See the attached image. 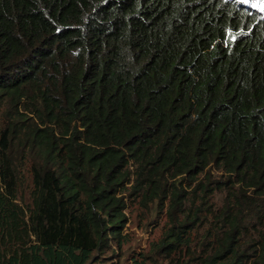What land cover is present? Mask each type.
I'll return each instance as SVG.
<instances>
[{"label":"trees","instance_id":"obj_1","mask_svg":"<svg viewBox=\"0 0 264 264\" xmlns=\"http://www.w3.org/2000/svg\"><path fill=\"white\" fill-rule=\"evenodd\" d=\"M264 264V0H0V264Z\"/></svg>","mask_w":264,"mask_h":264},{"label":"rangeland","instance_id":"obj_2","mask_svg":"<svg viewBox=\"0 0 264 264\" xmlns=\"http://www.w3.org/2000/svg\"><path fill=\"white\" fill-rule=\"evenodd\" d=\"M131 209L126 211L130 220L125 226V232L130 234V241L123 246L122 251L107 252L105 257L110 259L101 264H135V258L141 260V254L147 252L151 243L161 236L164 214H159L158 221L155 210L148 212L140 208L131 212Z\"/></svg>","mask_w":264,"mask_h":264}]
</instances>
